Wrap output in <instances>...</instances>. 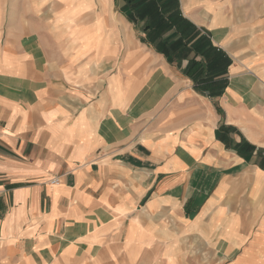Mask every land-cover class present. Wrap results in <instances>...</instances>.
Returning <instances> with one entry per match:
<instances>
[{
    "label": "crops",
    "instance_id": "0c3cea01",
    "mask_svg": "<svg viewBox=\"0 0 264 264\" xmlns=\"http://www.w3.org/2000/svg\"><path fill=\"white\" fill-rule=\"evenodd\" d=\"M0 264H264V0H0Z\"/></svg>",
    "mask_w": 264,
    "mask_h": 264
},
{
    "label": "rangeland",
    "instance_id": "374dc122",
    "mask_svg": "<svg viewBox=\"0 0 264 264\" xmlns=\"http://www.w3.org/2000/svg\"><path fill=\"white\" fill-rule=\"evenodd\" d=\"M11 2H12V3H16V2H17V0H11Z\"/></svg>",
    "mask_w": 264,
    "mask_h": 264
},
{
    "label": "built area",
    "instance_id": "2783aa9c",
    "mask_svg": "<svg viewBox=\"0 0 264 264\" xmlns=\"http://www.w3.org/2000/svg\"><path fill=\"white\" fill-rule=\"evenodd\" d=\"M51 181H52V182L56 181V178H53Z\"/></svg>",
    "mask_w": 264,
    "mask_h": 264
}]
</instances>
